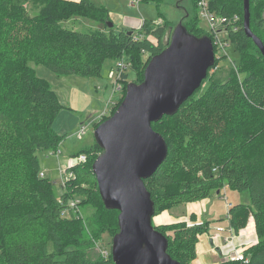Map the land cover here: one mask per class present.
<instances>
[{"label":"trees","instance_id":"16d2710c","mask_svg":"<svg viewBox=\"0 0 264 264\" xmlns=\"http://www.w3.org/2000/svg\"><path fill=\"white\" fill-rule=\"evenodd\" d=\"M27 1L40 3L34 16L21 7ZM149 2L159 7L158 0H143ZM250 4L251 29L264 43V0ZM210 8L217 16L241 18L229 40L240 54L245 83L241 86L234 74L213 81L205 94L196 97L195 92L175 115L152 124L165 139L168 156L145 185L154 217L207 199L227 185L249 193L250 204L234 205L229 221L237 233L252 214L258 242L244 251L247 263L229 259L220 264H264V57L244 32L243 0H210ZM197 10L186 15L183 25L202 38L208 33L200 27ZM74 15L110 22L109 11L91 0H0V264H114L111 252L94 263L79 250L88 236L72 216L69 197L57 198L53 183L40 177L38 152L58 148L66 136L53 128L62 108L56 93L29 63L45 65L59 76L98 78L106 60L128 56L139 76L134 83H142L148 66L142 58L148 54L152 59L167 48L168 27L145 20L132 32L113 27L84 33L62 25ZM142 32L145 36L139 37ZM96 146L93 159L72 169L75 178L67 189L97 199L106 212H117L118 225L120 213L105 208L92 170L102 153ZM156 229L169 241L168 254L181 264H193L197 244L208 232L204 224L187 223Z\"/></svg>","mask_w":264,"mask_h":264},{"label":"water","instance_id":"95a60500","mask_svg":"<svg viewBox=\"0 0 264 264\" xmlns=\"http://www.w3.org/2000/svg\"><path fill=\"white\" fill-rule=\"evenodd\" d=\"M243 10L244 32L264 57V43L251 29L250 0H243ZM214 64L210 38H197L179 24L167 48L149 62L144 81L129 83L116 112L96 128L102 153L92 170L105 208L120 213L111 247L114 264H181L168 254L167 237L153 225L154 202L145 181L165 162L168 146L152 124L175 115Z\"/></svg>","mask_w":264,"mask_h":264},{"label":"rangeland","instance_id":"374dc122","mask_svg":"<svg viewBox=\"0 0 264 264\" xmlns=\"http://www.w3.org/2000/svg\"><path fill=\"white\" fill-rule=\"evenodd\" d=\"M64 1H77V0H64ZM96 6H104L110 14V22L114 24V30L116 32L120 30L133 31L140 29L145 20L154 23L156 26L166 25L168 31L165 39L171 40L174 30L179 24H183L185 17L188 13L195 12L196 8L193 0H162L159 1V7L154 2L141 3L139 6H131L133 0H91ZM40 3L27 1L22 4L23 11L29 16H34L39 10ZM257 6V5H256ZM261 11V8L254 7ZM253 11V9H252ZM198 12V10H197ZM254 12V11H253ZM113 17V18H112ZM120 19V22H115L113 19ZM127 20H130V26L127 27ZM62 25L79 32L89 31H105L109 32L111 29L108 23L82 17L79 15L71 16L62 21ZM156 26V27H157ZM200 27L207 33L209 31V25L205 20L200 17ZM264 27V26H263ZM260 31V30H259ZM137 35V34H136ZM145 33L142 32L139 37H144ZM224 39L227 38L226 34H222ZM228 56L218 60V64H214L208 71L207 79L203 82L201 88L196 91V97L202 96L209 89L213 81H225L234 74L238 79L239 84L242 86L245 83L246 73L243 66L238 67L240 54L236 52L232 45L226 48ZM128 57V56H123ZM143 63L148 65L151 60L150 55L144 54ZM231 61H233L237 70H230ZM117 60L108 59L104 62L102 74L98 78H86L81 76H59L49 70L45 65L29 63V66L34 70L35 74L46 81L56 93L62 108L60 109L55 119L53 128L58 135L66 136L58 148L38 152L39 162L41 165V173L44 178L50 180L53 183V192L57 198L64 196L69 197V204L72 206V216L77 220V224L84 226L87 232V237L82 238L81 243L83 245L78 246L79 250L83 252L88 260L91 262H98L103 258L104 251L111 252L112 239L115 233L119 230L117 225V212H106L104 206L99 204L98 200H94L88 194H73L67 189V183L63 184V179L60 177V171L65 168L80 167L87 164L90 159H93L99 148L96 146L95 130L97 125L104 120L112 117L116 112L119 104L125 98V84L121 92H117L115 89V80L109 78L110 71L115 68ZM219 66L218 70H214ZM257 69H261L260 66ZM136 71L133 68L128 70V83L137 82L139 76L136 75ZM125 83V82H123ZM127 87V86H126ZM110 100L114 102L111 109L105 119L99 118V115L105 110L110 103ZM115 106V108H114ZM114 109V110H113ZM87 126L86 134L83 137H78L79 131L82 126ZM79 154V155H78ZM78 155V156H77ZM70 156L67 163L63 162L64 157ZM75 156L79 158L86 156V161H79L74 166H71ZM42 174L40 177H42ZM88 188V187H84ZM214 191L208 198L210 203L208 210L212 213H216L219 224H226L227 222V202L224 194H227L229 202H233L237 199L238 194L242 202H249V193H241L228 187V185L219 193ZM238 201V200H237ZM183 206V207H182ZM174 211L186 210L184 205L176 207ZM70 213V214H71ZM161 215V214H160ZM68 216V214H65ZM159 216V215H158ZM157 217V216H155ZM207 219V217H206ZM93 231L95 233H93ZM232 234H235V230ZM258 240V239H257ZM258 242V241H257ZM53 246H50V250ZM194 262V261H193Z\"/></svg>","mask_w":264,"mask_h":264},{"label":"crops","instance_id":"0c3cea01","mask_svg":"<svg viewBox=\"0 0 264 264\" xmlns=\"http://www.w3.org/2000/svg\"><path fill=\"white\" fill-rule=\"evenodd\" d=\"M113 18V17H112ZM116 20V21H115ZM113 21L120 22V19L114 18ZM130 20H127V27ZM131 23V22H130ZM61 136V135H60ZM63 162L67 163L70 156L64 157ZM220 195V194H218ZM227 204L232 206L238 204L249 205V202H242L239 194L237 199L229 202L227 194H224ZM238 200V201H237ZM210 200L204 199L199 202L184 205L186 210L174 211L176 207L164 211L161 215L153 218L155 226L172 225L176 223H187L188 225L204 224L208 232L204 234L196 247V259L193 264H220L231 259L237 253L244 252L248 248L257 244L256 222L252 214L249 215L246 223L239 228V231L232 234L228 214L226 224H219L218 215L208 210ZM183 207V206H182ZM207 217V219H206ZM218 228L224 230L219 231ZM217 236L216 241L212 237Z\"/></svg>","mask_w":264,"mask_h":264},{"label":"built area","instance_id":"2783aa9c","mask_svg":"<svg viewBox=\"0 0 264 264\" xmlns=\"http://www.w3.org/2000/svg\"><path fill=\"white\" fill-rule=\"evenodd\" d=\"M141 3H143V0H133L131 2V6L135 7V6H139ZM197 3V8H198V13H199V17H202V20H205L208 25H209V31L208 36L210 38V40L213 43L214 46V53H215V63L221 59H223L224 57L228 56L227 53V46L232 45V43L229 40V35L230 33L233 32H238L240 29V21L241 18L239 15H233V16H217L216 14H214L211 11L210 8V0H196ZM157 25V22H156ZM222 34H226L227 38L224 39L222 37ZM231 67L234 70H237V66L236 64L231 61ZM132 68V63L130 61H128L125 58L119 59L117 60L116 66L114 69H112L110 71L109 74V78L112 80H115V89L117 92H121V90L123 89V84H125V88H126V83L128 82L127 78L129 76V74L127 73L128 70ZM220 67L217 66L216 68H213L214 70H218ZM125 82V83H123ZM130 83V82H129ZM128 83V84H129ZM114 102H112V100H110V103L108 104V106L105 108V110L99 115L100 121L101 119H105L108 111L111 109V107L113 106ZM115 108V106H114ZM114 110V109H113ZM87 131V126H82V128L79 131L78 137H83L86 134ZM77 161L75 162L73 160V162H71V166H74L76 163H78L80 160L86 161V156H81L79 158H74ZM213 172H217V169H213ZM60 177L63 179V186L64 183H68L70 182L72 179L75 178V174L72 170V168L68 167L65 168V170H61L60 171ZM42 177L43 174H42ZM227 201V200H226ZM70 209L72 211V206L69 204ZM232 204L228 203L227 204V209H228V218H229V210L232 208ZM219 231H222L224 229L222 228H218ZM230 231L233 233V228H230ZM217 240V236L212 237V241H216ZM103 253V257L108 259L110 256V252L109 251H104ZM231 260H236V261H243L246 262L248 261V259L244 256V252H240L237 253L235 256H233L231 258Z\"/></svg>","mask_w":264,"mask_h":264},{"label":"bare ground","instance_id":"6f19581e","mask_svg":"<svg viewBox=\"0 0 264 264\" xmlns=\"http://www.w3.org/2000/svg\"><path fill=\"white\" fill-rule=\"evenodd\" d=\"M154 225V224H153Z\"/></svg>","mask_w":264,"mask_h":264}]
</instances>
